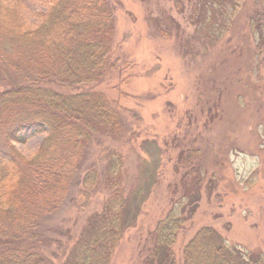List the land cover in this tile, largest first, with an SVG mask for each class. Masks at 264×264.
<instances>
[{
  "label": "rangeland",
  "instance_id": "374dc122",
  "mask_svg": "<svg viewBox=\"0 0 264 264\" xmlns=\"http://www.w3.org/2000/svg\"><path fill=\"white\" fill-rule=\"evenodd\" d=\"M63 1L0 0V14L8 16L9 26L37 31ZM106 4L114 36L109 57L117 69L104 83L71 87L57 76L31 71L44 65L41 54L48 46V69L60 62L50 42L64 31L49 36L36 57L25 60L35 86L68 96L96 91L120 112L123 124L117 136L106 133V124L74 126L73 121L67 130L52 126L8 140L5 155L13 153L16 168L29 176L27 165L41 160L43 150L53 159L52 150L61 148L59 156L70 157L72 166L81 156L73 182L66 180L65 189L56 186L49 195L65 192L58 211L40 228L47 243L43 264H64L68 255L58 251L60 246L67 253L76 249L91 216L102 212L109 191L101 180L108 178L113 154L119 156L120 195L127 210L121 212L123 229L111 264H188V256L191 264H264V0ZM80 5L79 14L69 18L83 22L74 29L79 33L89 30L85 20L93 13ZM14 41L18 44L12 33L0 32V54L17 56ZM18 83L20 88V77ZM19 105L15 114L22 119L33 115L51 121L47 106ZM95 174L99 181L90 185L88 175ZM160 225L175 240L170 247L159 242Z\"/></svg>",
  "mask_w": 264,
  "mask_h": 264
},
{
  "label": "trees",
  "instance_id": "16d2710c",
  "mask_svg": "<svg viewBox=\"0 0 264 264\" xmlns=\"http://www.w3.org/2000/svg\"><path fill=\"white\" fill-rule=\"evenodd\" d=\"M80 3L84 5L86 11L93 13L85 20L89 30L83 29L79 33L74 29H80L83 22L72 23L69 22V18L71 15L79 14L82 9ZM48 17L47 20L42 19L37 31H33L16 24L7 25L8 16L4 13L2 17L0 14V32L12 33L18 40V44L15 45L16 41H14L12 47V50L17 51V56L0 54V88L2 89L0 91V264L44 263L45 258L41 253L42 249L47 247V243L43 241V235L46 234L41 232L40 228L44 226L45 218L52 216L48 214L58 211L56 204L62 201L65 192L60 190L59 193L49 195L57 190L58 186L65 189L66 180H70L69 183L73 182L72 178H75L82 164L80 156L72 166L70 157L59 156L58 150L61 148L52 150L53 159L49 157V150H43L37 157L41 160L32 161L27 165L30 176L25 175L22 169L16 168L19 162L13 153L6 155L4 153L11 136L18 133L31 137L41 129L45 131L52 126L63 131L73 126L69 124L73 121L76 123L74 126L81 124L98 127L106 124L108 126L106 133L115 136L122 133L120 112L114 109L102 94L87 89L72 96L63 95L41 84L39 87L35 86L37 79L34 80L31 72H25L29 68L25 64L27 57H36L34 52L42 47L49 36L64 31L65 33L50 42L56 49V52H53L54 59H59L60 62L52 69H48L50 54L45 53L51 50V46H48L41 54V63L44 65L31 71L39 77L57 76L61 81L60 84L71 87L83 84L88 88L93 84L96 86L104 83L107 76L117 69V63H112L109 57L114 36L112 27L110 29L107 26L112 20V13L107 10L106 0H64L49 13ZM71 43L72 47L69 49ZM35 60L38 61L37 58ZM107 64L109 67L104 68ZM19 77L23 83L20 88ZM26 79H30L31 82L27 83ZM19 103H27L32 108L35 105L39 108L47 106L52 114L50 120L54 123L50 124L51 121L40 120L33 115L29 119H22L15 114L21 106ZM38 115L40 117L43 115L41 110ZM9 126L12 127L8 130ZM59 131L58 133L61 134ZM86 143L85 140L82 145L85 146ZM113 157L114 163L110 161L108 164V178L101 180L103 187H107L109 191V200L103 205L102 212L91 216L90 225L82 230L79 238L81 243L76 249L72 248L67 253L65 247L60 246L58 251L65 256L68 255L64 264H111L113 246L123 229L121 212L127 210L123 207V197L120 195L119 156L113 154L111 159ZM88 176L90 185H97L99 177L96 174ZM38 202L45 203L46 206L39 209L35 206ZM161 227L159 232L164 234H159V242L163 246L170 247L175 240L170 234H165L167 231L165 225ZM201 238L202 236L196 237L189 248L191 250L197 248ZM83 245L85 247L79 248ZM187 258L188 264H191L192 258L190 256Z\"/></svg>",
  "mask_w": 264,
  "mask_h": 264
}]
</instances>
